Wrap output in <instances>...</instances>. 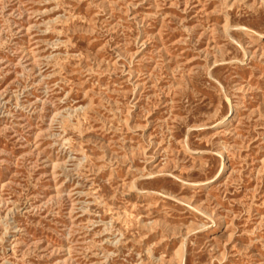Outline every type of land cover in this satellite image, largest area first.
I'll list each match as a JSON object with an SVG mask.
<instances>
[{"label": "rangeland", "instance_id": "1", "mask_svg": "<svg viewBox=\"0 0 264 264\" xmlns=\"http://www.w3.org/2000/svg\"><path fill=\"white\" fill-rule=\"evenodd\" d=\"M0 264H264V0H0Z\"/></svg>", "mask_w": 264, "mask_h": 264}, {"label": "bare ground", "instance_id": "2", "mask_svg": "<svg viewBox=\"0 0 264 264\" xmlns=\"http://www.w3.org/2000/svg\"><path fill=\"white\" fill-rule=\"evenodd\" d=\"M145 43H147V42H145ZM210 71V70H209ZM227 100V99H226ZM227 121H229V122H227ZM224 123H226L225 125H227V124H229L230 122H231V120L229 119H227V120H224L223 121ZM228 165H227V161H224V164H223V166H222V168H221V171H224V170H226V167H227ZM225 172V171H224ZM135 182V181H134Z\"/></svg>", "mask_w": 264, "mask_h": 264}]
</instances>
